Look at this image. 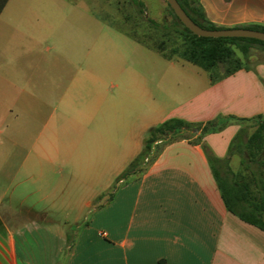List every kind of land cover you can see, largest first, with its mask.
Returning a JSON list of instances; mask_svg holds the SVG:
<instances>
[{"label": "crops", "instance_id": "1", "mask_svg": "<svg viewBox=\"0 0 264 264\" xmlns=\"http://www.w3.org/2000/svg\"><path fill=\"white\" fill-rule=\"evenodd\" d=\"M88 1L96 0H0V264H264V230L228 208L203 146L225 159L246 119L264 118V61L217 80L208 72L199 89L191 75L177 105L145 88L119 92L122 107L101 94L84 110L77 142L56 140L55 115L70 111L69 83L86 72L84 59L61 52L55 32L71 12H90ZM197 4L218 27H264V0ZM163 57L178 72L177 59ZM218 116L237 119L200 142L164 144L142 173L94 204L103 176L111 175L109 193L150 128ZM85 207L91 215L74 230L52 217Z\"/></svg>", "mask_w": 264, "mask_h": 264}, {"label": "rangeland", "instance_id": "2", "mask_svg": "<svg viewBox=\"0 0 264 264\" xmlns=\"http://www.w3.org/2000/svg\"><path fill=\"white\" fill-rule=\"evenodd\" d=\"M141 1L145 4L144 12L140 11L136 0L88 1L92 8L90 12H71L63 31L60 33L56 30L55 36L63 44L61 52L70 58L84 59L85 65H81V68L84 67L86 72L84 81L69 83L70 111L63 114L64 117L55 115L56 140L61 138L66 142H77V127L83 120L84 110H93L99 103L98 97L101 94H113V103L122 107L127 104L120 95L123 90L139 92L145 88L152 92L157 102L165 101L168 105H177L189 90L187 82L191 75L198 74L199 86L196 89L208 80V71L179 55L185 48V41L177 30L182 26L175 18L168 1ZM147 18L159 22L160 27H155ZM125 30H136L141 38L162 45L167 52L175 54L178 72H172L168 61L158 50L140 44L127 35ZM238 54L241 55L239 51ZM258 61H264V47L254 45L246 64L253 66ZM224 70L225 65L219 64L216 73ZM257 125V120L245 122L239 140L244 142ZM188 136L196 139L191 134ZM145 156L146 154L139 159L143 164L150 159V156L144 158ZM228 167L233 173H228L226 167H220L221 174L228 176L230 181L234 179L248 182L255 195L260 188L256 179L262 178L264 181V149L259 150L255 156L245 147L240 151L234 150L229 157ZM65 169L71 171L72 167ZM110 176H103L102 184L97 188L99 194L94 199L95 205L109 198L113 191V187L109 193L104 190ZM116 181L117 178H114V184ZM51 211L53 218L69 223L64 228L74 230L77 229L75 220L83 223L90 217L92 208Z\"/></svg>", "mask_w": 264, "mask_h": 264}, {"label": "trees", "instance_id": "3", "mask_svg": "<svg viewBox=\"0 0 264 264\" xmlns=\"http://www.w3.org/2000/svg\"><path fill=\"white\" fill-rule=\"evenodd\" d=\"M178 1L189 14V16L200 26L208 29L222 28L205 20L204 14L197 4V0ZM136 3L140 6V11L144 12L145 4L143 1L136 0ZM171 10L175 18L182 26L177 30L185 41V48L179 55L183 59L190 61L210 72L213 80L228 76L239 69L249 68L250 66L246 64V59L250 54L251 48L254 45H261L264 47V41L255 38L199 36L189 30L179 20L172 8ZM201 19L204 21H201ZM147 20L155 27H160L159 22L156 20L152 18H147ZM246 27L264 31L263 26L253 25ZM125 32L137 42L147 47L155 48L166 58H174L175 54L167 52L166 48H164L162 45L159 46L141 38L137 34L138 32L136 30H125ZM238 51L241 53V55L238 54ZM219 64H224L225 70L224 72L216 73ZM236 119L237 118L234 116H218L204 123H191L180 118H170L156 126H153L148 131V136L144 142V150L118 177L116 183L113 186V191L110 193L109 199L113 197L115 191L122 183H126L136 175L142 173L146 165L151 163L156 158L164 144L180 138H190L188 134L195 136V141L200 142L206 134L220 131L230 122L235 121ZM253 120L258 121L256 129L247 137L244 142L239 140L242 131V129H240L230 144L229 156L227 158H218L212 153L207 145L204 144L203 146L228 208L245 221L252 223L264 230L263 179H256V181L259 182L258 186L260 188H258V193L254 195L248 182H240L234 179L230 181L229 177L222 175L220 171V167H226L228 173H233L228 166L229 157L234 152V150L240 151L243 149V147H245L250 150L252 155L255 156L259 150L264 149V118L259 116ZM246 121L250 120L246 119ZM194 128H198L200 133H193ZM144 154H146L144 158H148V156H150V159L148 162L143 164V161H139V159ZM245 203H248L249 206H246Z\"/></svg>", "mask_w": 264, "mask_h": 264}, {"label": "water", "instance_id": "4", "mask_svg": "<svg viewBox=\"0 0 264 264\" xmlns=\"http://www.w3.org/2000/svg\"><path fill=\"white\" fill-rule=\"evenodd\" d=\"M179 20L193 33L204 37H245L255 38L264 41V31L247 28V27H235V28H218L208 29L200 26L196 23L185 9L181 6L178 0H167ZM193 132L198 133L199 129L195 128Z\"/></svg>", "mask_w": 264, "mask_h": 264}]
</instances>
